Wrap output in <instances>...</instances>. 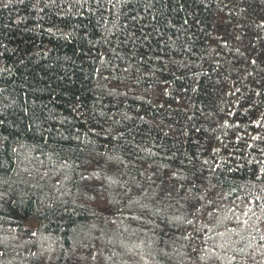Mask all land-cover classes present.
I'll list each match as a JSON object with an SVG mask.
<instances>
[{
  "label": "trees",
  "instance_id": "1",
  "mask_svg": "<svg viewBox=\"0 0 264 264\" xmlns=\"http://www.w3.org/2000/svg\"><path fill=\"white\" fill-rule=\"evenodd\" d=\"M0 264H264V0H0Z\"/></svg>",
  "mask_w": 264,
  "mask_h": 264
}]
</instances>
